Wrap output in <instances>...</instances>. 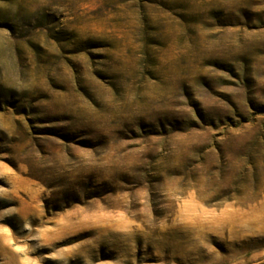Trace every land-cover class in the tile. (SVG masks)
<instances>
[{"label":"rangeland","instance_id":"rangeland-1","mask_svg":"<svg viewBox=\"0 0 264 264\" xmlns=\"http://www.w3.org/2000/svg\"><path fill=\"white\" fill-rule=\"evenodd\" d=\"M0 264H264V0H0Z\"/></svg>","mask_w":264,"mask_h":264}]
</instances>
